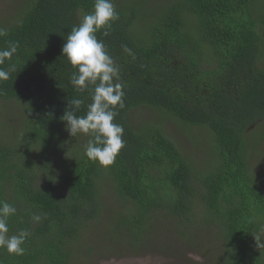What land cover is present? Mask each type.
<instances>
[{"label":"trees","instance_id":"trees-1","mask_svg":"<svg viewBox=\"0 0 264 264\" xmlns=\"http://www.w3.org/2000/svg\"><path fill=\"white\" fill-rule=\"evenodd\" d=\"M113 2L119 19L107 36L101 31L97 37L117 62L125 93L114 121L124 128L125 146L107 166L123 203L113 217L115 231L132 249L150 230L151 215L189 218L200 194L206 218L217 220L224 233L223 264H264V185L251 164L264 140V0H167L157 9L147 0ZM94 3L24 0L6 20L0 17L6 31L0 50L18 45L0 65L15 67L0 80V102L23 107L0 112V128L5 122L7 130L0 134V200L17 208L8 235L30 232L22 255L0 249V264H74L73 246L85 245L86 224L99 215V162L80 147L65 167L56 160L68 101L84 102L78 116L91 103V89L71 84L75 69L62 46ZM207 61L215 66L206 68ZM143 106L188 126L210 127L215 160L200 186L193 165L161 126L133 125L130 114ZM28 113L29 127L19 134L16 126ZM33 214L45 218L36 223Z\"/></svg>","mask_w":264,"mask_h":264},{"label":"rangeland","instance_id":"rangeland-1","mask_svg":"<svg viewBox=\"0 0 264 264\" xmlns=\"http://www.w3.org/2000/svg\"><path fill=\"white\" fill-rule=\"evenodd\" d=\"M124 3L125 0H118ZM154 8L165 5L167 0H147ZM24 0H0V17L3 20L14 13V6L21 5ZM153 8V10H154ZM264 49V47H263ZM215 61L212 54L208 55ZM264 56L260 59L263 62ZM206 68L215 66V62H208ZM2 102V103H1ZM1 109L14 112L22 111L23 107L15 101H1ZM6 102V103H3ZM6 112V111H5ZM7 113V112H6ZM19 121L17 132L23 134L30 123L29 113ZM134 126L145 122H153L161 126L169 138L179 147L183 154L193 165L195 174L194 181L201 185L202 173L211 170L214 162L216 144L213 140V133L210 127H196L185 125L179 118L165 111L143 106L130 114ZM5 122H1V127ZM0 128V134L7 133V130ZM90 139L89 135L78 134L71 137L65 130L63 138V152L56 158L65 162L76 152V148H84ZM78 157V156H75ZM213 161V162H212ZM253 167L264 185V140L253 151L251 156ZM98 176L99 190V215L89 224L90 232L85 238L86 242L76 251L74 247V264H223L225 261V250L227 243L223 230L217 220L206 218L203 202L200 194L195 197V204L189 218H175L172 215L158 211L151 215L150 230L137 243L138 246L129 248L123 235L115 231L113 220L117 209L123 207L118 201L114 190L115 182L108 172V168L100 165ZM199 193L201 189L199 187ZM89 245V246H87Z\"/></svg>","mask_w":264,"mask_h":264},{"label":"clouds","instance_id":"clouds-1","mask_svg":"<svg viewBox=\"0 0 264 264\" xmlns=\"http://www.w3.org/2000/svg\"><path fill=\"white\" fill-rule=\"evenodd\" d=\"M119 19V13L113 0H95L94 10L83 16L80 23L73 26L68 33L66 42L62 46V54L75 71L70 77L71 84L83 92L91 89V103L87 105L85 115L76 113L84 103L81 99L72 98L68 101V108L60 118L65 122V130L71 137L78 134L90 135L84 147L85 155L92 161H98L101 166L114 164L116 157L125 146L123 139L124 128L115 123L117 107L123 108L125 95L121 82L120 68L109 53L103 40L98 39L97 33L103 31L107 36L108 29ZM6 31L0 29V36ZM18 45L9 42L6 49L0 50V65L17 52ZM128 55H133L131 49L124 46ZM11 70L0 67V80H7ZM17 213V208L0 200V249H6L10 254L22 255L23 245L30 236L28 230L18 234L8 235V219ZM45 217L33 214L31 219L39 223Z\"/></svg>","mask_w":264,"mask_h":264}]
</instances>
